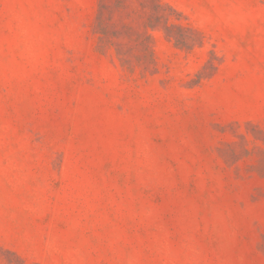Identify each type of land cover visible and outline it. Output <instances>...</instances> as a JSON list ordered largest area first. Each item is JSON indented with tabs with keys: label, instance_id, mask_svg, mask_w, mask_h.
<instances>
[{
	"label": "rangeland",
	"instance_id": "374dc122",
	"mask_svg": "<svg viewBox=\"0 0 264 264\" xmlns=\"http://www.w3.org/2000/svg\"><path fill=\"white\" fill-rule=\"evenodd\" d=\"M0 264H264V0H0Z\"/></svg>",
	"mask_w": 264,
	"mask_h": 264
}]
</instances>
